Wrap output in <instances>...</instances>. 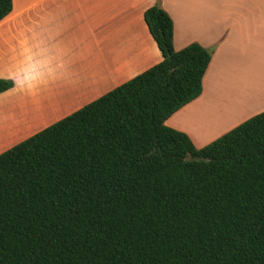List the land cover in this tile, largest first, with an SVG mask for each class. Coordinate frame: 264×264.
<instances>
[{
    "label": "trees",
    "instance_id": "obj_1",
    "mask_svg": "<svg viewBox=\"0 0 264 264\" xmlns=\"http://www.w3.org/2000/svg\"><path fill=\"white\" fill-rule=\"evenodd\" d=\"M145 19L162 61L0 153V264H264V111L203 147L168 126L212 52Z\"/></svg>",
    "mask_w": 264,
    "mask_h": 264
},
{
    "label": "crops",
    "instance_id": "obj_2",
    "mask_svg": "<svg viewBox=\"0 0 264 264\" xmlns=\"http://www.w3.org/2000/svg\"><path fill=\"white\" fill-rule=\"evenodd\" d=\"M156 3L177 50L212 52L202 93L166 124L203 147L264 111V0H13L0 21V78L14 82L0 93V153L162 61L145 19Z\"/></svg>",
    "mask_w": 264,
    "mask_h": 264
},
{
    "label": "rangeland",
    "instance_id": "obj_3",
    "mask_svg": "<svg viewBox=\"0 0 264 264\" xmlns=\"http://www.w3.org/2000/svg\"><path fill=\"white\" fill-rule=\"evenodd\" d=\"M237 102H239V104H241V102L243 101V99L242 100H240V99H238V100H236ZM241 101V102H240ZM236 104H238V103H236V102H229L226 106H227V108L228 109H226V110H220V113L221 114H223V115H227L228 113H230V112H232V111H234L235 109H234V107H236ZM203 110V109H202ZM195 115H198V110H197V112H196V114ZM229 116H231V115H229ZM196 119H197V116L196 117H194V118H192V125L194 126V124H195V122H196ZM219 121H221V120H218V122ZM218 122H211L210 123V125H212V126H214L216 123H218ZM211 126V127H212ZM13 147V146H12ZM11 148V147H10ZM6 151V150H5Z\"/></svg>",
    "mask_w": 264,
    "mask_h": 264
},
{
    "label": "bare ground",
    "instance_id": "obj_4",
    "mask_svg": "<svg viewBox=\"0 0 264 264\" xmlns=\"http://www.w3.org/2000/svg\"><path fill=\"white\" fill-rule=\"evenodd\" d=\"M194 125H195L196 127H200V128L204 127V128H206V126L202 125L201 123H199V124H198V123H195Z\"/></svg>",
    "mask_w": 264,
    "mask_h": 264
},
{
    "label": "clouds",
    "instance_id": "obj_5",
    "mask_svg": "<svg viewBox=\"0 0 264 264\" xmlns=\"http://www.w3.org/2000/svg\"><path fill=\"white\" fill-rule=\"evenodd\" d=\"M29 83H31V81H29ZM33 86H38V85H33Z\"/></svg>",
    "mask_w": 264,
    "mask_h": 264
}]
</instances>
